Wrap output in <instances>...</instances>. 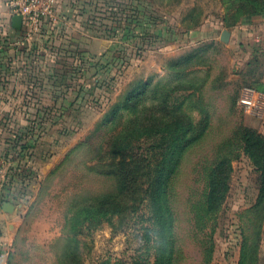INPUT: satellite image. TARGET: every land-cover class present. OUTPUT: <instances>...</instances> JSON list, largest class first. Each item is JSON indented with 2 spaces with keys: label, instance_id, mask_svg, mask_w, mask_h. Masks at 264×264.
<instances>
[{
  "label": "rangeland",
  "instance_id": "1",
  "mask_svg": "<svg viewBox=\"0 0 264 264\" xmlns=\"http://www.w3.org/2000/svg\"><path fill=\"white\" fill-rule=\"evenodd\" d=\"M232 5L57 1L54 15L17 53L28 56L23 68L15 67L22 68L19 93L0 95L14 104L8 114H17L0 151V187L20 205L9 242L0 241V264H154L145 197L162 154L154 89L167 90L169 103L187 95L185 87L209 98L211 132L203 147L188 152L178 176L184 205L203 185L196 168L211 144L243 124L247 110L264 120V110H246L239 101L241 89L264 74V47L244 66L241 47L221 39L238 15ZM217 76L225 83L213 87ZM197 95L182 106L196 124L205 105ZM258 127L264 135V123ZM234 155L230 189L212 222L209 264H264V216L255 208L259 174L241 149ZM183 227L182 264H202L191 224Z\"/></svg>",
  "mask_w": 264,
  "mask_h": 264
},
{
  "label": "trees",
  "instance_id": "2",
  "mask_svg": "<svg viewBox=\"0 0 264 264\" xmlns=\"http://www.w3.org/2000/svg\"><path fill=\"white\" fill-rule=\"evenodd\" d=\"M228 1L233 4L232 9L238 14L229 27L247 16L264 14V0ZM186 57V54L181 55L179 60ZM257 60L254 56L246 66ZM220 78L217 76L211 80L213 87L224 85V79ZM260 78L248 86L264 92V84ZM160 89H154V117L159 131L162 132L157 143L162 154L156 160L154 174L148 180L145 192V197L148 196L150 202V224L154 231V264H182L187 257L186 232L183 227V223L187 221L192 226L189 237L201 248L202 264H209L213 252L212 222L229 192L232 161L236 157L234 154L237 149H241L250 159L259 174L255 208L264 216V135L255 128L239 124L229 134L214 141L210 152L202 155L199 168H196L203 185L197 190L195 197L194 193L185 200L187 204L184 205L183 198L179 195L178 176L188 152L204 146V141L212 129L213 115L209 103L205 102L209 98H205L204 94L202 96L201 89L198 91L195 87H185L189 93L177 103H169L167 96L170 93ZM195 90L198 99L205 102L198 124L182 108L186 100L195 94Z\"/></svg>",
  "mask_w": 264,
  "mask_h": 264
},
{
  "label": "crops",
  "instance_id": "3",
  "mask_svg": "<svg viewBox=\"0 0 264 264\" xmlns=\"http://www.w3.org/2000/svg\"><path fill=\"white\" fill-rule=\"evenodd\" d=\"M10 0H0V95L5 93L17 94L20 89L16 86L19 83L21 76L20 70L25 66L26 59L17 53H22L27 50L30 44L29 35H26V27L20 22L19 27H14L12 21V14L9 9ZM240 46L241 55L239 60L244 66L257 54L260 47H264V14L247 16L235 25L229 28V39ZM237 61V62H238ZM22 67L16 70V66ZM17 78V81H16ZM264 84V74L260 78ZM246 96L255 103L254 108L264 110V92L257 90L252 86H247L241 89V96L239 101H243ZM14 104L6 102L5 98H0V151L3 152L5 147L9 145V139L6 137L7 127L14 124L15 113L10 112ZM246 110L249 109L245 106ZM11 109V110H10ZM264 123L262 117H255L247 110L245 111L243 124L252 128L258 129L259 125ZM6 132V133H5ZM0 152V154H1ZM2 155V154H1ZM11 191V190H10ZM13 195V191H11ZM9 193L7 187H0V241L8 240L11 235V229L14 227L13 217L18 210V203ZM8 201L14 205L12 212H7L3 209L2 204ZM6 227V228H4ZM4 228V230H3ZM4 236V237H3Z\"/></svg>",
  "mask_w": 264,
  "mask_h": 264
},
{
  "label": "built area",
  "instance_id": "4",
  "mask_svg": "<svg viewBox=\"0 0 264 264\" xmlns=\"http://www.w3.org/2000/svg\"><path fill=\"white\" fill-rule=\"evenodd\" d=\"M58 0H10L9 9L13 15H20L22 25L26 27V35H31L49 17H52L56 11V3ZM247 108L251 109L256 106L246 96L243 100ZM5 159L0 154V184L4 179Z\"/></svg>",
  "mask_w": 264,
  "mask_h": 264
},
{
  "label": "water",
  "instance_id": "5",
  "mask_svg": "<svg viewBox=\"0 0 264 264\" xmlns=\"http://www.w3.org/2000/svg\"><path fill=\"white\" fill-rule=\"evenodd\" d=\"M12 21H13L14 27H19L20 26V22H21V16L20 15H13ZM221 39L223 41H228V39H229V31L228 30H224L222 32ZM2 207L7 212H12L13 209H14V205L12 203L8 202V201H4L3 204H2Z\"/></svg>",
  "mask_w": 264,
  "mask_h": 264
}]
</instances>
